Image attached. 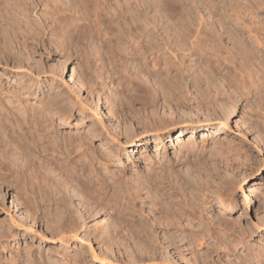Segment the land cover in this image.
<instances>
[{
    "label": "rangeland",
    "instance_id": "1",
    "mask_svg": "<svg viewBox=\"0 0 264 264\" xmlns=\"http://www.w3.org/2000/svg\"><path fill=\"white\" fill-rule=\"evenodd\" d=\"M152 1L149 0L150 4L153 3ZM214 1L216 2V0ZM241 2L240 6L243 7L241 9H246V14L251 12V17H255L257 14L258 19L264 20V0H241ZM256 2L257 4L261 2L260 7L257 6ZM198 4V10L205 17H208L209 14L205 5L200 2ZM168 5H165L164 0L157 2V6L161 9L158 25L169 27L170 30L177 29L178 25H183V23L177 21L179 15L186 17L188 16L187 13L191 15L197 10L188 6L181 8L180 3ZM153 8L151 5V8L148 9L149 17L154 14ZM76 15L80 16V13L77 12ZM216 16L218 17V15ZM215 17L212 23L214 26L219 27ZM93 18L95 17L93 16ZM64 20L65 23L68 21V19ZM82 20V18L79 20V28L82 32H79L80 29H78L79 35L77 33L72 35V46L60 49L59 47L55 48L56 45L52 43L49 46L51 49L49 55H42L41 58L43 59H41L36 54V61H38L41 71L39 76L31 74L29 71L27 73V68L17 69L11 67L12 63L9 64L10 66L7 69H0L3 73L0 77V107L11 101L13 105L17 106L28 104L40 106L41 104L42 107H46L49 103L47 108L49 105L51 106L49 108H54L57 102H52L53 98H51L54 95V91L51 90V75L53 73L51 66L55 63L58 64L55 67L60 68V70L56 69L57 76L59 74L61 78L67 80L68 73H71L77 84L81 86V92L75 96L70 95L69 103L67 101L65 105L63 103L58 104L64 105V109L67 110V118L62 121L61 118L59 119L57 115H54L50 118V122H53L55 129L57 128L56 136L60 139L59 142L63 138H70L73 145L81 142L83 147L87 149L88 156H93V158L75 164L72 159L73 157L75 160L77 159L79 151L73 150L68 156L70 160L67 163L64 156L59 152L51 149L52 153H50L51 151L48 149L46 153L40 152L39 154L32 148H29L32 155L28 157V160L35 162L38 166L40 164L45 166L46 170L49 171L39 169V179L41 180L42 177H44V180L48 179L47 181L43 180V182H48L45 183L47 184L46 188L50 185L48 187L50 190L54 183L58 182L59 190L62 188L61 193L71 195L69 202H67L71 218L76 225L78 238L69 242L72 245L66 248L69 255L66 258H59L53 253L59 252L64 247L57 240L42 243L41 246L37 247V241L30 242L29 239L22 236L20 231L16 230L17 240L11 241V244L9 243L8 247L6 246L7 249L0 248V264H100L90 259L89 248L86 245L87 242L84 236L86 231L89 234V245L94 247L95 251L101 255L103 253L108 254L113 261L127 259L132 264L256 263L253 260H247V254H254L255 252L256 260L261 258L260 253H264V119L260 114L261 112H257L258 109H255L254 91L252 97L245 95L240 97L238 94L233 93L232 88L225 87L224 90L213 91L212 94H217L216 105L199 106L197 103L199 96L195 94L193 87L189 86L187 92V87L185 88L182 85L183 88L180 91L182 93L179 92L181 97L175 102L174 99H170L160 89V78L157 80V77L148 74V69L151 70L150 64L145 66L139 57L127 60L120 55L122 57L119 58V51H116V54H118L115 57L111 56L115 53L106 49L107 44L103 40L105 31H102L104 35L99 33L102 29H99V31L96 29L93 31L94 33L88 34L85 30L88 29L87 26L86 28L83 26L84 22L87 23V20H83L84 22ZM227 26L230 29L232 28L231 24L227 23ZM247 34V32L241 34L240 36L243 37L244 35V37L240 40L248 42V44L250 42L253 45L252 38L249 39ZM79 39L82 40L79 41ZM221 42L224 45L229 44L228 47L222 45L221 51H223V54L229 53L228 51L233 48L230 44L231 41L229 42L227 37H222ZM28 44L30 45V42ZM21 48L18 44L15 46V50ZM185 53L188 54L187 51ZM116 57L118 58L116 59ZM185 57L186 65L191 64L193 68L198 67L199 63H196L197 60L194 57H189V55ZM249 57V61H252L251 56ZM191 58H193L192 62H190ZM236 58L239 60L240 57L237 56ZM253 64L255 63H252V67ZM60 65H65L64 71ZM231 66V64H228L229 68ZM124 68L126 69L124 70ZM123 70L125 72L127 70V72L125 73ZM199 70L203 79L205 77L204 73L208 70L201 63L197 68V72ZM166 73V71H162L161 78ZM217 81L219 82V80ZM204 86H206L205 83H203L202 88ZM147 92L152 93L153 98L151 103L144 104L143 99L147 97L143 96H146ZM98 99L104 104L106 103L105 106L110 110L111 116L108 118L104 116L106 110L95 104ZM7 108H11L15 113L18 111L13 106L7 105ZM97 115L102 117L101 119L106 124L104 125L110 135H116L117 137L119 134V138L122 140L125 137H129V139L141 138V135L144 134V127H165L162 131V142L152 141L149 137L148 141L145 143L143 141V144L135 147H128L127 145L122 147L120 149L122 153L121 162L107 160L106 153L108 149H115L102 143L106 137L105 134L100 140L98 136L95 137L90 132L92 128L100 130ZM224 116H227L228 119L225 120ZM235 121L240 125V133L235 126ZM186 122L189 125L184 127ZM225 124L229 129L225 127ZM166 126L167 128L171 127L169 135L168 132H165L167 130ZM217 128L219 129L217 130ZM180 129L183 131L181 132ZM242 132L248 137L250 144L244 141ZM52 134L54 133L52 132ZM52 134L51 136H53ZM142 145H145L146 148L143 149ZM9 146L6 148L11 153L17 154L18 150H15L12 145ZM195 158L199 159L200 163L193 173L199 171L203 179L206 175L208 178V182L200 181L203 190L213 194L214 190L222 188L221 191L224 192L225 190V193L233 198L234 209L227 212L226 218L231 222V228L236 229L237 232L236 230L225 231L221 227L212 224L216 221L214 215L218 213L214 211L217 209L214 206L216 204H213L209 211L207 210L208 212H203L204 219L202 221L198 218L199 212L195 211V214L187 216L191 220L183 218L181 220H169L173 223L163 227L159 217L163 214V211L165 213L168 211L167 206L160 208L159 205H156V208H150L151 205L148 202L146 204L142 203L137 192H133V200L131 201L134 205L132 208L135 210L133 212L131 209L125 208L126 204L125 200L122 199V194H120L117 187H114L117 184L127 185L126 189L130 183L141 182L140 179L150 175L151 171L161 170L162 173L167 175L169 171L173 170L176 171V174L182 175ZM21 159L22 157L19 161ZM80 167L83 168V171L80 170ZM97 176H99L98 179ZM242 176H245L243 192L238 188ZM5 178L6 180L3 178L0 185V227L9 223V212L13 217L16 216V214L14 216V212L16 206H20V204L26 212L32 214L31 216L40 225L43 224L53 229L58 224L53 219L45 218L40 212L41 208H45L52 201L43 200L45 199L44 195L38 190L36 184H34V187L28 185V188L33 190L37 195L34 194L37 200H40V209L38 210L33 201L30 202V197L28 198L22 191L15 188L14 184H16L17 179L13 180L9 176ZM168 179L173 182L172 177L168 176ZM102 180L106 183L103 184ZM144 185L146 184L144 183ZM226 186L227 188H225ZM166 188H168L167 185ZM114 189H117V191L112 192ZM71 190L78 193V195L73 196ZM141 195L147 198L144 191ZM50 197L52 196L50 195ZM178 200H181L180 196H174L173 201L177 202ZM80 204L83 206L81 207ZM177 206L174 205L175 208ZM169 215L172 217L170 213ZM119 219H122L127 225L123 221L120 223ZM143 224L145 230L139 231L135 228V226L138 227ZM183 228L185 232L182 231ZM190 230L203 232L205 234L203 241L205 242H193L187 236L186 239H181L182 234L186 235L187 231ZM66 232V234H71L69 231ZM236 237L241 239L238 238V241ZM28 248L32 250L34 257L31 263L27 259Z\"/></svg>",
    "mask_w": 264,
    "mask_h": 264
},
{
    "label": "bare ground",
    "instance_id": "2",
    "mask_svg": "<svg viewBox=\"0 0 264 264\" xmlns=\"http://www.w3.org/2000/svg\"><path fill=\"white\" fill-rule=\"evenodd\" d=\"M160 1L161 0H153V3L150 4L149 0H0V69H7L10 66L9 64L12 63L11 67L17 69L27 68V73L29 71V73L39 76L41 71L38 66V61H36V56L38 55L41 58L42 55H49L51 51L49 46L52 43L56 45L55 48L59 47L60 49H65L66 46H72V35L76 33L79 35V20L82 18L83 20H87L86 24L83 20L82 21L84 22L83 26L85 28L87 26L88 28L85 29L88 34L96 29H98L97 31L102 29L101 32H99L102 34L105 31L106 36L103 34L104 37L103 35L102 37L105 44H107L106 49L115 53L113 55L111 54V56L115 57L118 54H116V51H119V58L123 56L129 60L139 57L145 66L150 64L151 70L148 69V74L157 77V80L160 78V89L170 99H174L175 102L181 97L180 93L182 92L180 91L181 88H183L182 85H184L185 88L187 87V92L189 86L193 87L195 94L199 96V98L196 96L199 106L206 104L216 105L217 94H212L213 91H221L224 90L225 87H229L232 88L233 93L236 95L238 94L240 97L243 95L252 97L255 94V109L257 108V112H261L260 114L264 119V20L258 19L257 14L255 17H251V12H247L246 14V9H241L243 8L240 6L242 3L241 0H216V2L214 0H164L165 5L180 3L182 6L181 8L188 6L194 10L197 9L194 14L190 15V13H187L188 16L186 17L179 15V20L177 17V21L183 23V25H178V27L180 26L181 28L177 27V29L170 26L174 28L170 30L169 27L158 25V17L160 16L161 9L157 6V2ZM199 2L205 5L208 10V17H205L200 10H198ZM151 5L152 8L154 7V14H151L149 17L148 9L151 8ZM260 5L261 2H258L257 6L260 7ZM77 12L78 14L80 13V16L76 15ZM215 15H218V17H215ZM93 16L95 18H93ZM214 17L216 21H218L219 27L213 25L212 20ZM64 19H68V21L66 20L67 22L65 23ZM210 19L211 21H209ZM227 23L231 24V29L228 28ZM79 32H82L81 29ZM244 32L248 33L249 39L252 38V42H254L253 45L250 44V42L248 44V42L240 40V38L243 39L244 35L243 37L240 35ZM222 37H227L229 42L231 41L230 44L233 46V48L229 46L231 50L228 51V55L225 53L223 54V51H221L222 45H224L221 42ZM81 38L83 39V37ZM82 39H79V41ZM28 42H30V45ZM76 43L78 44V41ZM17 44L22 48L15 50ZM225 45L228 47L229 44ZM185 51H187L188 54H186ZM186 55L194 57V59L197 60L196 63H201L202 66L204 64L207 68L208 71L204 73L205 77L203 79L200 76L201 71L199 70L197 72L199 64L197 68H193L191 64L186 65ZM236 55L238 58L240 57L239 60L236 58ZM248 55L251 56L252 61H249L250 57ZM117 58L118 57H116V59ZM192 61L193 58L190 59V62ZM252 63H255L253 67ZM55 64L51 66L53 73L50 69L52 73V81L50 80L52 85L51 90L54 91V95L51 98L54 100H52V102H57L54 108H49L51 107L50 105L47 108L49 103H47L46 107H42L43 105L41 106V104L40 106H34V104L17 106L13 105L11 101H8V103L0 107V148L2 147L0 149V185L3 178L6 180L5 177L9 176V178L12 177L13 180L17 179L16 184H14L15 188L22 191L28 198L30 197V202L32 200L38 210L40 209V200L38 201L35 192L28 188V185L34 187V184H36L38 190L44 195L45 199L43 200L47 202L52 201L48 203V205L46 204L47 206L45 208H41L40 212H42L45 218L53 219L54 222L58 224H55L56 226L53 224V229L43 224L40 225V223L31 216L32 214L30 215L21 207V204L20 206L15 205L16 210L14 216L15 214L16 216L13 217L9 212V223L3 224V226L0 227V248L4 249L11 241H16L17 235L15 231L18 230L22 233V236L29 239L30 242L37 241V247L41 246L42 243L57 240L64 248L53 254L59 258H66L69 255L66 248L72 246L69 242L78 238L76 234V225L71 218L68 208L71 195L61 193L60 190L62 188L59 190L60 186H58V182H53L54 185L53 183L51 184V186H53L50 190L48 189L50 185L46 188L47 184L45 183L48 182H43L44 177H42L41 180L39 179V169H44L46 172L49 171L46 170L45 166L41 164L38 166L35 162L28 160V157L32 155L30 152L31 149L29 150V148H32V150L39 154L40 152L46 153L48 149H50V151L52 149V151L59 152L63 155L67 163H69L70 160L68 156L73 150L79 151L77 159L75 160L74 157L72 159L75 164L82 160H89L93 158V156H88L87 149L83 147V143L81 142L73 145L70 138H63V140L61 139L62 141L59 142L60 139L56 136L57 128L55 129L53 122H50V118L54 115H57L62 121L65 120L67 118V110H65L63 106L67 104L70 95L75 96L77 93L81 92V86L77 84L73 74L68 73L67 80L61 78L59 74L57 76V67L55 66L58 64ZM228 64L232 65L231 68L228 67ZM60 66L64 71L65 65ZM125 67L127 68L126 65ZM126 68H124V70ZM58 69L60 70V68ZM162 71H166L167 73L161 78ZM45 72L44 69V73ZM2 75L3 73L0 71V77ZM217 80H219V82ZM202 82L206 85L204 88H202ZM64 88L65 90H63ZM143 97H147L143 99L144 104H149V102H152L153 94L147 92L146 96ZM59 103H63L64 105H58ZM95 104L106 110L104 111V116H106V118L111 116L110 110L105 106L106 103L104 104L98 99ZM7 105L16 107L18 110L17 113L13 112L11 108H7ZM97 118V121L100 123V130L92 128V130H90L91 134L95 137L98 136L99 139L103 138L102 136L105 134L106 137L103 139L102 143L115 149H108L106 153L107 160L121 162L122 153L120 149L122 147L125 145L128 147H135L136 145L148 141L147 139L149 137H151L152 141L158 140L162 142V131L165 127H144V134L141 135V138L129 139V137H122V140L119 138V134L117 137L116 135H110L105 127L106 124L101 119L102 117L98 116ZM224 119L227 120L228 117L224 116ZM188 125L189 123L186 122L184 127ZM235 126L240 133V125L236 121ZM225 127L229 129L227 125ZM170 128H167L165 131L168 132V135L171 131ZM218 129L219 128H217V130ZM180 131L182 132L183 130L180 129ZM52 132L54 134H52ZM51 134L53 136H51ZM242 138H244L245 142L250 144L245 134ZM9 145L14 146V149L18 150L17 154L11 153V151L6 148ZM142 146L143 149L146 148L145 145ZM52 151L50 153H52ZM20 157H22L21 161H19ZM198 160L195 158L182 175L176 174V171L174 172L173 170L169 171L167 175L162 173L161 170L156 172L151 171V174L149 172L150 175L140 179L142 180L141 182L136 181L134 184L130 183V185H128L129 187L126 189L125 187H127V185L117 184L114 187H117L120 194H122V199L125 200L126 204L125 208L128 210L131 209L133 212L135 211L132 208L134 205L131 203L133 200V192H137L142 203L146 204L148 202L151 205L150 208H156V205H159L160 208L167 206L168 211L166 213L163 211V214L159 217V219L161 218L160 220L163 227L173 223L169 220H181V218L191 220L187 216L195 214V211L199 212L198 218L202 221L204 219L203 212H208L213 204H216L214 206H216L217 209L214 211L218 213L214 215L216 221L212 222V224L221 227V229L225 231H235L236 229L231 228V222L226 218L227 212L234 209L233 198L230 197L228 193H225V190L224 192L221 191L222 188L214 190L213 194L203 190L201 182H208L207 175L203 179L199 171L193 173L199 166L200 162ZM68 165L70 166V164ZM80 170L83 171V168L80 167ZM95 173L97 174V171ZM168 176L173 178V182L168 179ZM98 177L99 176H97V179ZM165 180L166 182H164ZM244 181L245 176H242L238 183V188L242 192L244 191ZM9 182L11 183V181ZM102 183L104 184L106 181L104 182L102 180ZM144 183L146 185H144ZM164 183L165 185H163ZM166 185L168 188H166ZM225 188H227V186ZM170 190L175 191L171 192ZM114 191H117V189H114L112 192ZM129 191L131 192L129 193ZM142 191L145 192L147 198L141 195ZM139 192L141 193L139 194ZM71 193L74 194L73 196L78 195V193H74L73 190H71ZM50 195L52 197H50ZM177 195L180 196L181 200L174 202V196ZM174 205H178L179 207L177 206L175 208ZM82 206L83 205H81V207ZM119 220L120 223H122L123 220ZM134 223L135 221L133 224ZM143 226L144 224L138 227L135 226V228L139 231H143L145 230ZM66 231H69L71 234H66ZM182 231L185 232L184 228ZM204 235L203 232H193L190 230L187 231L186 235L183 233L181 239L189 237L193 242L196 241L199 243L200 241V243H204ZM84 236L92 261L100 264H132L127 259L113 261L109 258L108 254L103 253L101 255L97 253L94 247L89 245L90 241L87 231ZM240 236L242 237V235ZM165 238L167 237L165 236ZM30 248H28L29 250L27 249V259L29 263L34 259ZM247 255V260L256 262L253 264H264L263 252L260 253L261 258L259 259L256 257V260L255 252L254 254L248 253Z\"/></svg>",
    "mask_w": 264,
    "mask_h": 264
}]
</instances>
